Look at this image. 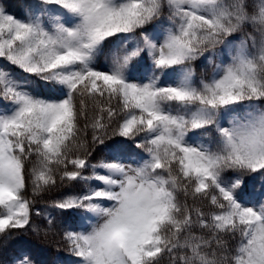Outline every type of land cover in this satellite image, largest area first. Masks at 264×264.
Here are the masks:
<instances>
[{
    "label": "snow or ice",
    "instance_id": "6c2138e0",
    "mask_svg": "<svg viewBox=\"0 0 264 264\" xmlns=\"http://www.w3.org/2000/svg\"><path fill=\"white\" fill-rule=\"evenodd\" d=\"M0 59L24 74L0 65V234L33 227L29 181L34 197L84 182L52 205L84 214L64 232L76 264H264V0L0 7ZM110 135L142 153L93 163Z\"/></svg>",
    "mask_w": 264,
    "mask_h": 264
},
{
    "label": "trees",
    "instance_id": "16d2710c",
    "mask_svg": "<svg viewBox=\"0 0 264 264\" xmlns=\"http://www.w3.org/2000/svg\"><path fill=\"white\" fill-rule=\"evenodd\" d=\"M228 2H231V0H228ZM257 2L258 0H245L247 10L252 12L253 5ZM31 3L32 0H0V7H3L6 13L16 18L24 19L28 6ZM167 16L168 12L167 9H165V25L168 24ZM153 27L154 25H149L147 26V30L151 32ZM248 33L256 34L251 25H246L241 32L234 33L230 39L233 43H239ZM219 62L220 58H217L216 63ZM225 62L227 63L228 61L225 60ZM99 63H104L103 56L100 57ZM0 65L9 68L18 78L24 76L19 69L9 65L2 59H0ZM194 67L197 80L201 77L205 79L211 78L213 65L202 60L197 61ZM42 91L46 92L47 90ZM4 105L5 102L0 100V106ZM261 106L264 107V105ZM202 139L204 142H207L210 137H203ZM117 144L130 145L136 153H142L143 151L142 149L135 148L131 141H126L119 136L110 135V138L105 140L104 145L96 146L91 158L92 162L95 163L101 160L111 159L109 148ZM85 174L87 175L88 173ZM228 176L231 178L233 174L229 172ZM245 179H248V176H246ZM252 183H254V181L249 179V185ZM88 187L89 185L84 182H72L71 184H65L64 186L57 187L34 197L29 181L26 190V198L33 201V214L31 220L33 227L29 228L27 231L12 230L9 234H0V264H14L21 250L30 253L34 264H76L78 258L71 253L70 247L64 238V232L66 230H79L80 225L83 224L82 217L84 214L82 211H61L54 208L52 205L55 201L67 195L81 194ZM259 187V183H256L257 191H259ZM37 210H39V215L36 214ZM49 216L53 219L52 224L48 223ZM229 243L232 242L229 241Z\"/></svg>",
    "mask_w": 264,
    "mask_h": 264
}]
</instances>
